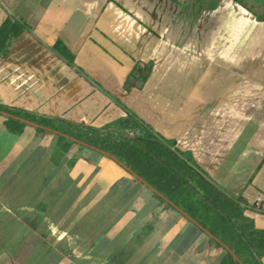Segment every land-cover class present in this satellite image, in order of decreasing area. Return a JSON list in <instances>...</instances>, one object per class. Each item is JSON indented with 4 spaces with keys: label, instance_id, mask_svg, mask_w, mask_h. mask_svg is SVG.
<instances>
[{
    "label": "crops",
    "instance_id": "crops-1",
    "mask_svg": "<svg viewBox=\"0 0 264 264\" xmlns=\"http://www.w3.org/2000/svg\"><path fill=\"white\" fill-rule=\"evenodd\" d=\"M255 8L264 0H0V24L10 14L31 25L0 57V104L96 127L131 110L264 228ZM137 62H152L151 73L126 90ZM0 114V264H185L202 231L177 212L152 222L157 200L121 161L77 140L62 153L55 132L20 136Z\"/></svg>",
    "mask_w": 264,
    "mask_h": 264
},
{
    "label": "trees",
    "instance_id": "trees-1",
    "mask_svg": "<svg viewBox=\"0 0 264 264\" xmlns=\"http://www.w3.org/2000/svg\"><path fill=\"white\" fill-rule=\"evenodd\" d=\"M30 28L27 22L7 15L0 24V57ZM52 48L74 63V54L64 42L57 40ZM151 70L152 62H137L124 88H142ZM0 112L4 113V129L14 134L25 136L34 128L35 136L41 138L52 131L62 153L77 140L114 156L132 170L157 200L152 222L177 212L180 221L194 222L202 231L185 264H264V228L247 214L246 200L224 191L189 151L179 149L174 139L155 131L133 111L126 110L99 127L6 104H0ZM31 148L28 145L22 153ZM176 233L174 225L162 243Z\"/></svg>",
    "mask_w": 264,
    "mask_h": 264
},
{
    "label": "rangeland",
    "instance_id": "rangeland-1",
    "mask_svg": "<svg viewBox=\"0 0 264 264\" xmlns=\"http://www.w3.org/2000/svg\"><path fill=\"white\" fill-rule=\"evenodd\" d=\"M255 10H256L258 13H261V16H264V10H258V9H256V8H255ZM255 10H254V11H255ZM256 11H255V12H256ZM257 16H258V15H257ZM258 19H259V17H258ZM0 116H2V115L0 114ZM0 118H1V117H0ZM3 228H4V227H3ZM2 232L5 233V232H6V229L3 230ZM20 234H21V233H20Z\"/></svg>",
    "mask_w": 264,
    "mask_h": 264
}]
</instances>
